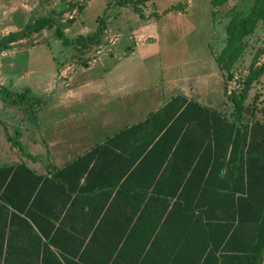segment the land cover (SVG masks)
Returning a JSON list of instances; mask_svg holds the SVG:
<instances>
[{"label":"crops","instance_id":"crops-1","mask_svg":"<svg viewBox=\"0 0 264 264\" xmlns=\"http://www.w3.org/2000/svg\"><path fill=\"white\" fill-rule=\"evenodd\" d=\"M44 1L39 8L45 15L61 4ZM109 1L90 0L80 14L96 3L103 4L105 12ZM23 2L19 7L17 0H0V37L19 31L33 18L37 2ZM171 4L159 7L157 17L143 25L129 26L136 39L131 48L118 39L108 46L102 38L82 65L70 62L76 52L85 57L88 51L47 38L41 71L34 69L32 55L16 49L28 38L11 43L0 55V88L42 99L33 116L30 107L6 104L0 96V168L24 164L41 177L39 191L28 199L36 178L20 168L8 193L15 206L0 198V264L222 263L225 220L204 214L199 200L180 197L183 187L158 183L167 160L154 181L147 182L146 165L140 159L137 167L130 166L143 143L121 134L163 111L177 97L187 100L183 108L195 101L234 118L227 87L221 101L222 90L211 82L227 85L217 57H211L210 40L207 50L195 57L160 56L163 32L180 27L161 23L160 17L164 21L175 13L166 12ZM192 7L189 12L176 11L175 16L189 15ZM22 13L25 19L20 23L17 16ZM2 15L9 21L2 22ZM98 26L96 22L85 35ZM77 31L84 36L82 26ZM55 48L62 55L58 63ZM21 109L32 116L18 120L16 111ZM200 133L201 143L205 139L208 145L203 128ZM192 137L199 136L184 141L168 174L177 173L194 156L203 157V146L202 152L196 151L199 140ZM174 190L170 198L162 196L161 192Z\"/></svg>","mask_w":264,"mask_h":264},{"label":"trees","instance_id":"trees-1","mask_svg":"<svg viewBox=\"0 0 264 264\" xmlns=\"http://www.w3.org/2000/svg\"><path fill=\"white\" fill-rule=\"evenodd\" d=\"M146 1L122 0L119 4L132 5L135 8ZM225 1L212 0V4L220 6ZM76 7L82 12L86 5L77 4L72 10ZM55 10L35 20L32 18L19 31L0 37V48H8L11 43L31 33L54 27L62 11L57 8ZM170 10L172 11L173 7L168 8L166 12ZM104 16L99 18V26L94 33L80 35L75 40L65 38L62 27H57V31L67 43L90 48L93 44H99L104 36ZM240 19L235 17L236 21L231 24L232 35L238 32L236 26L239 30L245 28L238 25ZM234 49L225 50L217 57L222 69L232 66L237 56ZM225 57L229 60L225 61ZM84 65H87V62ZM262 76H264V64L251 69L244 79L242 92L231 97L235 110L233 120L195 101H190L183 108L187 100L177 97L163 111L152 113L144 121L121 133L134 137L135 142L139 140L143 143L139 155H135L134 160L131 159L130 166L137 167L136 163L140 159L141 164L146 165L147 182L154 181L167 160L164 174L159 177L158 183L173 184L176 188L183 187L180 197L199 200L201 205L198 207H203L204 214L219 216L220 219L225 220L226 242L221 264H262L264 259V120L246 117V101L250 90L254 82ZM0 96L6 104L21 106L27 104L33 116H37V109L42 104L41 98L30 97L25 92H13L5 87L0 88ZM201 128L204 138L206 134L208 136V145L205 139L202 143L200 141ZM191 135L199 136L192 138L199 140L195 141L198 144L196 151L202 152L203 146V157L194 156L185 167L176 169L177 173L168 174L167 172L176 166V155L182 151L184 141ZM177 143L179 146L174 148ZM18 144L22 146L19 141ZM187 144L190 145V140ZM164 150H166L165 154ZM205 152L208 154L206 155ZM156 153L164 155L156 156ZM20 168L36 178L28 199L36 192L41 181V177L34 175L24 164L1 167L0 190H3V193L0 194V198L13 206H15L14 200L8 193L13 182L18 178ZM161 193L162 196L170 198L171 195L176 194V191Z\"/></svg>","mask_w":264,"mask_h":264},{"label":"rangeland","instance_id":"rangeland-1","mask_svg":"<svg viewBox=\"0 0 264 264\" xmlns=\"http://www.w3.org/2000/svg\"><path fill=\"white\" fill-rule=\"evenodd\" d=\"M120 1L122 0H110L105 12L103 4L96 3L83 12L82 15L79 14L77 18L69 19V13L77 4L84 3L87 6L90 0H60L59 2L61 4L59 3L56 8L62 11L57 17L56 25L23 37V39L28 38L27 41L19 42L16 49L19 53L23 51L24 53L27 52L32 55L34 58V69L41 71L45 69V38L51 41L61 40V43H66L65 38L75 40L80 33L77 31L79 26L84 28L82 32L86 36L85 34H87L88 30L95 29L96 22L97 24L99 23L97 17L100 18L104 15L103 23L105 24L106 31L102 38L108 40L107 45H111L110 40L118 39L119 41H123L124 44H128L131 48L136 39L135 33L133 32L134 29H129V26L130 28L137 27V23H142L143 25L145 22L157 17L155 14H158L157 9L159 7L160 9L165 8L172 3V11L175 13L164 21L160 17V20L162 24L172 23L180 27L178 31L172 28L171 31L166 30L163 32L165 38L162 40L160 46L162 48L161 57H166V53H169V57L173 59L201 55L202 50L204 52L207 50V40L211 41V57L212 55L218 57L225 50L235 48L234 50L237 56L232 66L227 69L221 68L225 73L227 85L225 84L223 87L221 81L215 82L211 80L212 85H216L222 90V96H220L222 98L221 101L225 98L224 91L226 86L227 94L229 93L228 101L233 104L231 97L239 95L242 92L244 79L251 69L264 64V0H226L220 6H213L212 0H191L192 4L190 0H147L144 4H139L135 8L132 5H120ZM35 2H37L38 6L36 4L32 10L33 20L40 16H45V11L39 8L41 2L45 1L35 0ZM22 3L26 2L17 0L19 7ZM191 5L193 7L189 15L185 17L175 16L176 11L189 12ZM54 11L56 10L54 9ZM235 17L241 18L238 25L245 28L239 30L238 26H236V30L239 33L236 32V34L232 35L230 27L236 21ZM17 18L18 22L21 23L25 19V15L23 13L19 14ZM1 20H3L2 22L9 21L8 18H5V15H2ZM57 27H62L65 38L58 33ZM78 45L74 43L75 48H78L79 51L84 49L89 54L85 56V59L83 55L80 56L82 53H77L76 50V54L70 52L68 55H76L72 60L73 62H70L71 65H82L88 56L92 57L96 52H92L94 46L84 48ZM8 48H0V55L4 56L2 54ZM72 48L70 47L68 50ZM109 48L112 47H105L104 49L108 50ZM166 48H168V51L165 50ZM57 51L58 49L55 50V56H57L55 57L56 62L59 61L58 58L62 57ZM225 58V61L229 60L228 57ZM212 63L211 60V65ZM250 93L246 101V117L249 119L264 120V76L254 82ZM20 106L18 105V107ZM230 106L234 107V105ZM21 107H23V110L27 107L29 108L27 104ZM16 112L18 120H22L28 115L32 116L27 109L25 111L21 109ZM262 264H264V259Z\"/></svg>","mask_w":264,"mask_h":264},{"label":"built area","instance_id":"built-area-1","mask_svg":"<svg viewBox=\"0 0 264 264\" xmlns=\"http://www.w3.org/2000/svg\"><path fill=\"white\" fill-rule=\"evenodd\" d=\"M80 14V11H79V7H76L74 10H72L70 13H69V19H75L78 17V15Z\"/></svg>","mask_w":264,"mask_h":264}]
</instances>
